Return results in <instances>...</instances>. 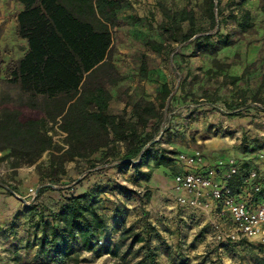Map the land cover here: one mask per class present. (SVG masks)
I'll return each instance as SVG.
<instances>
[{
  "label": "trees",
  "instance_id": "trees-1",
  "mask_svg": "<svg viewBox=\"0 0 264 264\" xmlns=\"http://www.w3.org/2000/svg\"><path fill=\"white\" fill-rule=\"evenodd\" d=\"M20 2L23 9L18 15V34L27 41L28 51L11 70L10 81L27 96V100L8 103L0 109V153L4 154L0 164L12 160L8 164L16 171L42 163V158L47 156V167L38 170L42 184H54L67 175V165L78 160H85L91 168L110 163L113 154L102 151L114 152L115 145L124 148L117 168L120 171L133 168L146 181L150 180L151 174H141L139 170L149 160L154 161L155 168L175 165L171 156H151L150 149H145L157 135L156 125L162 118V106L142 98L134 105L130 118L125 113L110 112L112 94L108 87L123 80L110 57L114 29L120 25L121 1ZM207 2L209 19L215 23V10L221 0ZM261 5L264 13V0ZM249 17V13L244 12V19ZM164 28L166 32L173 31L171 39H175L179 28L173 24ZM194 36L190 31L182 39L188 41ZM147 45L155 52L164 49L163 44L153 41ZM229 45L226 38L225 46ZM195 47L206 55L217 52L216 45L211 43L199 41ZM232 79L239 81V78ZM263 89L264 80L257 94L248 97L243 90L239 92V99L242 102L250 99L264 106ZM170 94L169 87L163 86V98L167 99ZM57 132L63 136L62 144L55 140ZM97 153L102 157L96 159ZM46 189L50 188L43 190ZM64 199L61 209L50 215H45L37 206L27 209L31 217L38 215L35 230L41 234H36L35 242L40 255L56 264H81L82 254L91 251L94 242L103 235L110 240L104 252L118 257V250L111 249L109 220L101 211L95 193H71ZM116 211L122 210L117 208ZM146 226L144 234L132 236V230H128L121 240L126 242L132 238L130 249L142 243L141 249L147 248L150 264H158L154 251L149 248L155 230L151 224ZM101 254L102 251H98L96 256ZM258 264H264V259Z\"/></svg>",
  "mask_w": 264,
  "mask_h": 264
},
{
  "label": "rangeland",
  "instance_id": "rangeland-1",
  "mask_svg": "<svg viewBox=\"0 0 264 264\" xmlns=\"http://www.w3.org/2000/svg\"><path fill=\"white\" fill-rule=\"evenodd\" d=\"M120 1L118 15L122 14L123 11L125 17L119 21L120 25L114 29V41L110 57L120 75L122 74L125 78L130 79L129 84L136 85L137 87H135L132 95H130L132 87H128L130 90L125 92L123 90L124 87L121 86L123 80L116 86H109L108 89L112 94V104L118 105V101L120 100L123 103H127L125 109L119 114L125 113L126 117L130 118L136 102L144 98L142 89L145 88V85L143 84H145L146 80L151 79V82L157 85L152 90L146 89L149 91L150 96L154 98L156 104L162 106L163 110L161 121L156 125V129L158 130L157 135L145 149H150L151 156L166 154L172 158L179 153L190 155L198 153L203 159V164L207 166L206 170L214 168L219 161L235 159L239 166V174L233 178L231 183L238 193L237 189L241 186L244 187V179L250 171H256L259 174L256 169H246L247 166L245 168L241 165L240 159L237 156L224 160L221 159V156L215 157L211 155L206 152L205 143L197 144L195 142L193 152L188 153L170 149L167 146V141L174 135L171 134L174 122L181 118L194 120L195 111L197 110L195 106L199 104H216L226 101L227 110L232 114L245 116L264 113L263 105L252 102L250 99L245 102L239 99V92L246 89H240L237 85L238 81H232V78L237 77H231L232 68L239 63H243L245 46L255 39L256 29L250 27L246 30L245 34L231 32L226 27L227 23L224 22L223 16H221L220 4L215 10L217 14L215 23H212L208 18L209 3L207 0H188V2L185 0L175 3L173 6L176 7L172 6L170 9L165 4L156 3V1L147 5L156 7L154 9L139 7V4H144L143 2H138L139 0ZM22 9L23 5L20 0H0V109L4 108L5 104L12 102L19 103L27 100V96L10 81L11 70L28 51L27 41L22 39L18 34V15ZM229 13V16L226 15L228 16L227 19L233 17L231 10ZM169 24H173L179 28L175 33V39H171V35L174 34L173 31L166 32L164 28ZM190 31L195 36L188 41H183L182 36ZM227 35H229L228 38L226 37ZM226 38L230 42V45L227 47L225 46ZM150 41L163 44L164 49L160 52L153 51L147 45ZM199 41L216 45L217 52L213 55H206L197 51L195 44ZM194 60H198L196 61V65L192 63ZM259 69L260 71L264 69V57H261L257 63L251 65L246 70L247 72H252ZM163 82L170 86L171 94L167 99H164L161 95ZM246 92L248 97L253 96L249 95L248 91ZM231 93H234V98L231 97ZM261 97H264V95L261 94ZM229 98L233 100L229 101ZM233 104L239 105L234 107ZM230 105H232V108L229 107ZM112 110L115 109L113 108ZM200 135H202L204 140H208L214 136L223 135L225 137L226 134ZM229 135L234 136V134ZM55 140L62 144L63 136L57 132ZM242 141L243 147L248 146L247 148H251L252 144L247 139L244 140V137H242ZM113 148H116L114 152H111V150L102 151L103 154H113L110 163L97 165L94 168H91L85 160L69 163L67 165V175L61 177L54 184H42L38 172L39 169L44 170L47 167V156L42 158V163L38 162L35 166H24L16 171L10 169L8 163L12 160H8L0 164V171H2L0 173V182L9 184L17 191L20 188L26 189V195H28L26 200L28 202H32L30 190H34L35 192L38 190L31 206H37L40 209L42 208L37 201L47 192H51L52 195L60 193L63 196L79 192H84V194L88 195L93 192L97 196L98 201H100V206L101 203L110 206L108 201L110 200L117 202L115 210L117 208L123 210L122 206L135 211H144L147 208L149 214H151V206H156L155 208L161 212L160 206L165 203L166 209L163 210H166L168 213L170 212V214L177 211L175 212L177 216L186 215V218L191 216L198 218V224L201 229L207 227L213 232L212 238L215 242H231L217 241L216 219L211 220L204 213H195L198 210L200 212L201 208L208 210L209 207L202 206L199 209H190L178 205L177 194L174 190V178L178 173L182 172L180 167L171 164L168 167V171L162 170L163 173H157L154 176L155 169L157 168L154 167V161L149 160L147 165L139 170L141 174H151L150 180L146 181L133 168L120 171L117 168V164L119 163V158L124 153V148L123 145H115ZM3 155V153H0V157ZM101 157V153L95 155L96 159ZM223 174H227V171L225 170ZM106 178H109L111 181H107ZM45 187H49L50 189L43 190ZM40 190L43 191L39 195ZM262 196V191L259 194L245 191V197L248 200L260 201L259 199ZM26 208L28 209L29 207L26 206ZM36 216L38 215L36 214ZM36 223L38 221L31 224L30 228L34 229V235H30L26 243L27 260L31 259V262L25 261L20 263L13 259L11 264H56L39 253L35 242L37 234V230H35ZM184 230L182 235L177 234L175 229L169 233L167 231H161L160 233L157 231L152 232L149 248L154 251L155 260L158 264H200L201 262L205 264H223L221 255H214L210 250L189 251L182 246L175 250V246L183 243L186 244V242L195 243V239L201 238L199 235H196L199 229L194 231L191 228L185 227ZM202 237L208 240L205 235ZM101 239H105V237L101 235ZM129 242L130 239L125 242L126 246ZM239 242L245 248L243 252L239 253L248 252L251 262L254 259L262 260L259 254H264L261 253L264 252V241L261 243H251L243 239ZM199 243L197 242V244ZM28 245H31V247H28ZM166 246L170 247L167 249ZM141 247L142 245H136L133 249L122 250L120 253L121 257L116 259L113 264H150L151 260L146 257L147 248L142 250ZM239 256L241 258L242 255L239 254ZM239 256H235V259H240L237 258ZM81 264H84L83 256H81Z\"/></svg>",
  "mask_w": 264,
  "mask_h": 264
},
{
  "label": "crops",
  "instance_id": "crops-1",
  "mask_svg": "<svg viewBox=\"0 0 264 264\" xmlns=\"http://www.w3.org/2000/svg\"><path fill=\"white\" fill-rule=\"evenodd\" d=\"M155 1L156 3L165 4L166 7H169L170 9L175 3L183 2L185 0H139L138 2H143L144 4H139L138 6L143 7V9H154L156 7L147 5L148 3H155ZM186 2H188V0H186ZM178 6L180 7V5ZM261 6V0H221L220 2L221 16H223L222 18L224 19V22L227 23L226 27H228L231 32L236 34H245L248 27L256 29L255 39L252 40V42L247 43L245 46L243 63L235 65V67L231 70V77L239 78L237 83L238 87L240 89H246L248 94L253 96L261 90L264 69L263 71H260L259 69L258 71L252 72H247L246 69L257 63L261 57H264V13L261 10ZM230 10L232 11L233 17L227 19L230 15ZM244 12L249 13L250 17L248 20L244 19ZM124 17L125 15L122 11V14L118 15L119 21L123 20ZM216 18L217 14L215 15V20ZM226 37L228 38L229 35ZM150 58H152V56H150ZM196 61L198 60H194L192 62L194 63L193 65H196ZM122 76L123 84L121 83V86L124 87L123 90L127 92L130 90L128 87H132L131 92L129 93L132 95L135 87L137 86L129 84L130 79L125 78L124 75ZM161 81L163 80L161 79ZM143 85H145V88L142 89L143 97L148 101L155 102L154 98L150 96L147 89L149 88L152 90L157 84L151 82V79H149L146 80ZM165 85L170 87L169 84L163 82V86ZM230 95L234 98V93H231ZM262 95H264V89L262 90ZM232 98H229V101H232ZM126 106L127 103H123L122 100L118 101V105L112 104L111 101L110 112L112 114H119ZM195 107H197V110L195 111L194 120H190V118H181L174 122L171 132V134L174 135H172L167 141V146L170 147V149H176L177 151L192 153L195 142L197 144L205 143L206 152L215 157L221 156V159L224 160H228L235 156L239 157L240 164L245 168L247 166L246 169H256L259 172L260 182L262 184L263 196L259 199L260 201L249 200V203L257 204L258 202H264V113L254 115L249 114L245 116L232 114L227 110L226 101L216 104H199ZM113 108L115 110H112ZM200 134L226 135L225 137L221 135L204 140ZM229 134H234V136ZM242 137H244V140L247 139L250 144H252L250 149L247 148L248 146L243 147ZM175 166L180 167V170L182 171L186 170L179 165ZM168 167L169 166L155 169L154 176H156L157 173H163L162 170L168 171ZM106 180L111 181L109 178H106ZM237 190L238 193L243 196L242 200H247L245 197L244 187L241 186ZM16 192L19 197L7 191L3 187V183L0 182V264H11L13 259L20 263L25 261L31 262V259L27 260L26 243L29 236L34 235V229H31L30 227L31 224L38 221V216L35 215L31 217L29 214L27 215V208L24 202V200L28 197V195H26V189L20 188V190H16ZM82 194H84V192L76 193V195ZM64 197L65 195L63 196L60 193L52 195L51 192H47L44 193L37 202L44 210L45 215H50L51 213H56L61 209L65 202ZM108 201L110 206H106L104 203H101V206L99 207L109 220V230L112 234L111 249L116 248L119 252V256L113 257L109 253H105V246L110 240L100 239L94 242L93 249L91 251L83 253L82 256L84 264L115 263L116 259L121 257L120 253L122 250H130L132 238L126 246V243L121 240V236L128 230H132V236L138 233L144 234L147 224H151L153 229L159 233L161 231H167L169 233L175 229L177 234L182 235L185 231V227L189 229L191 228L194 231L199 229L197 232L198 234L196 235H199L201 238L198 240L195 239L197 242H200L199 244H197L196 241L195 243L186 242V244L183 243L179 246H175V250L181 248V246L185 247V249L189 251L210 250V252L214 255H221L223 264H258L260 261L258 259H254L253 262H251L248 257V252L242 254L239 253L245 250L239 241L228 243L215 242L212 238L213 232H211L207 227L205 229H201L198 224V218L195 216L186 218V215L177 216L175 213L177 211L170 214V212L168 213L166 210H163L166 209L165 203L160 206L162 209L161 212L155 208L156 206H151V214H149V210L147 208L144 211H135L126 206H122V211H116L114 208L116 207L115 204L117 202ZM209 203L211 204V202ZM134 207L138 208L137 206ZM201 210L200 212H198V210L195 213H204L207 218L211 220L216 219L214 208L209 207L208 210L201 208ZM40 234L41 233L38 231L37 235ZM204 235L208 238V240L202 237ZM262 241V239H256L250 240L249 242L261 243ZM137 245H142V243ZM169 247L170 246H166L167 249ZM98 251H102L100 257L96 256ZM239 254L242 255L241 258ZM245 255L247 256L244 257ZM235 256H239L237 258L240 259H235ZM259 256L264 259V254H259ZM200 264L205 263L201 262Z\"/></svg>",
  "mask_w": 264,
  "mask_h": 264
},
{
  "label": "built area",
  "instance_id": "built-area-1",
  "mask_svg": "<svg viewBox=\"0 0 264 264\" xmlns=\"http://www.w3.org/2000/svg\"><path fill=\"white\" fill-rule=\"evenodd\" d=\"M173 159L175 165L186 169L174 178L178 205L190 209H199L202 206L214 208L217 241L234 242L243 239L264 241V202L251 204L248 199L242 200L243 196L235 191L231 183L239 174V166L235 159L219 161L214 168L208 170L198 153L195 155L179 153ZM225 170L227 174L224 175ZM243 183L245 191H252V194H259L262 191L260 175L256 171H250ZM3 187L19 197L14 187L7 183H3ZM37 193L38 190L36 192L30 190L32 202ZM24 202L28 207L32 205V202L27 200Z\"/></svg>",
  "mask_w": 264,
  "mask_h": 264
}]
</instances>
